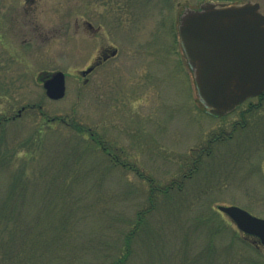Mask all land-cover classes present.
<instances>
[{
    "label": "rangeland",
    "instance_id": "374dc122",
    "mask_svg": "<svg viewBox=\"0 0 264 264\" xmlns=\"http://www.w3.org/2000/svg\"><path fill=\"white\" fill-rule=\"evenodd\" d=\"M135 1L0 0V236L35 226L22 236L55 240L69 264L113 263L130 233L126 264H264V248L218 210L264 217V106L208 116L175 43L178 14ZM109 45L119 56L85 83L80 72ZM46 71L65 74L64 98H48Z\"/></svg>",
    "mask_w": 264,
    "mask_h": 264
},
{
    "label": "water",
    "instance_id": "95a60500",
    "mask_svg": "<svg viewBox=\"0 0 264 264\" xmlns=\"http://www.w3.org/2000/svg\"><path fill=\"white\" fill-rule=\"evenodd\" d=\"M182 49L193 72L197 95L207 113L220 118L264 91V15L257 4L206 3L180 18ZM115 54V53H114ZM95 66L82 72L90 74ZM40 81L53 100L66 93L63 72H44ZM21 112V111H20ZM238 229L264 247V219L237 206H218Z\"/></svg>",
    "mask_w": 264,
    "mask_h": 264
},
{
    "label": "trees",
    "instance_id": "16d2710c",
    "mask_svg": "<svg viewBox=\"0 0 264 264\" xmlns=\"http://www.w3.org/2000/svg\"><path fill=\"white\" fill-rule=\"evenodd\" d=\"M77 127L78 129L81 128L80 125H78ZM78 132L83 137V139H86L85 135L83 134L81 130H79ZM186 160H191V157L184 158L183 162H185ZM199 161H200V157H198L197 159V162ZM67 174H71V173L67 171L66 175ZM172 187L173 185L165 189L158 187V186L152 187L151 192H150L151 198H154L153 195L158 194V193L171 192L170 190L174 188ZM140 225L141 223L140 221H138L137 225L135 226V229H138L139 227L141 228L143 224L141 226ZM54 228H55L56 233L58 234L59 239L63 240L65 236L67 235L68 231L63 230L61 225L58 223L55 225ZM34 229L37 230L35 226H34ZM34 229L33 227L31 228L30 226H28V229L23 230V231H29V230L34 231ZM2 230L3 231H1V236H0V264H44V262L42 263V258L44 257L49 258L48 264H53L54 262L58 264H69L70 262L69 261L70 256H68L67 254H60V257H58L57 254L59 252H55V251H58V249L52 250V248H54L56 244H58V242H56L55 240H52L48 237H46V239L44 238L41 240H40L41 237H38V238H32V236L23 237L22 236L23 231H21L22 232L21 233V232H18V230L13 229V228L8 229L7 227H5ZM3 234L6 235L5 236L6 239L2 237ZM132 239H133L132 233H130L129 235H126L125 240H123L124 244L122 247V251L117 255V258L111 264H126L127 263V260L132 251L130 249L131 248L130 246L132 244ZM69 246H70L69 243L67 241H64L60 248L62 250V249H66ZM62 255L65 257H63ZM72 255L75 256L73 253ZM73 261L75 262L74 259Z\"/></svg>",
    "mask_w": 264,
    "mask_h": 264
},
{
    "label": "flooded vegetation",
    "instance_id": "af4514ba",
    "mask_svg": "<svg viewBox=\"0 0 264 264\" xmlns=\"http://www.w3.org/2000/svg\"><path fill=\"white\" fill-rule=\"evenodd\" d=\"M130 1H133V3L136 2L135 0H130ZM159 3H161L162 10H164V11L166 10V12L169 15H173V14H175V12H176V15L178 14V27H179L180 17L183 14V12H185L186 10H200L201 7L206 3H214V4H219V5L220 4H223V5H240V4L254 3V4H257L259 6V11L264 15V0H159ZM83 25H84V31L88 32L93 37H98V35L101 32L100 26L96 27L93 23H91L89 21H86ZM178 37H179V34H178ZM175 43L179 44V46L181 48L180 39L177 42L175 41ZM118 56H119V49L115 46L109 45L107 47H99L96 55L93 57L90 65L87 68H89L91 65L92 66L94 65L95 68L92 72H95L97 69L102 68L110 60L115 59ZM184 58L186 60L185 56H184ZM188 69H189V67H188ZM82 72H83V70H82ZM92 72L83 77L85 83L88 82L89 76L92 74ZM189 75H190L189 77L193 80L192 72L190 69H189ZM194 101H196V99ZM253 101H257L258 103H253ZM263 106H264V93L261 96H258L256 98H251V99L247 100L245 103H243L240 106L241 108H243V110L241 111V115L250 111V109L254 110V109H257V108L263 107ZM238 125H240L242 127V122H239ZM103 149L106 150L105 147H103ZM109 155L112 156L113 159L115 158L117 165H120V166L124 167L125 169H127L131 172L136 171V173L138 174V169L136 167H134L133 165H129L128 163H125V164L120 163L119 162L120 157H118V155L116 153L115 154L109 153ZM193 156L191 157V159H192L191 165H192L193 172H195L194 166H196L198 158L193 157ZM257 165L259 166V171L262 173V175H263L262 177L264 180V152L262 153L260 161ZM192 175H193V173H191L189 175V177H191ZM173 187H174V185H173Z\"/></svg>",
    "mask_w": 264,
    "mask_h": 264
}]
</instances>
